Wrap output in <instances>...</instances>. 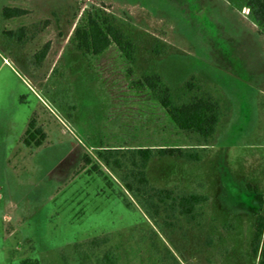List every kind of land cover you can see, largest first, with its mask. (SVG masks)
<instances>
[{
    "label": "rangeland",
    "instance_id": "1",
    "mask_svg": "<svg viewBox=\"0 0 264 264\" xmlns=\"http://www.w3.org/2000/svg\"><path fill=\"white\" fill-rule=\"evenodd\" d=\"M5 8L26 12L6 20ZM119 31L94 56L75 31ZM25 29L19 41L16 33ZM48 49L42 57L44 46ZM158 76V89L140 84ZM218 105L215 134L177 129L159 104ZM31 120L45 135L23 144ZM180 148L199 162L153 158L150 186L207 201L192 217L127 192L103 149ZM264 215V30L244 0H0V264H259Z\"/></svg>",
    "mask_w": 264,
    "mask_h": 264
},
{
    "label": "trees",
    "instance_id": "2",
    "mask_svg": "<svg viewBox=\"0 0 264 264\" xmlns=\"http://www.w3.org/2000/svg\"><path fill=\"white\" fill-rule=\"evenodd\" d=\"M249 10L251 21L262 31L264 30V0H244ZM26 12L18 8H5L3 17L6 20L20 18ZM17 34L19 41L25 37V29L16 33L9 32V36ZM76 47L94 56L102 54L112 43L115 44L126 58H129L127 48L129 43H123L119 31L112 26L103 27L96 21L89 19L87 25L75 31ZM48 44L44 46L42 57L45 56ZM160 79L158 76H147L140 82L151 91L158 89ZM159 104L170 118L175 127L181 131L194 132L203 139H208L215 134L219 122L218 105L211 99L195 98L189 104L180 107L174 106L170 100L169 90L164 87L160 92ZM45 139L41 128L31 120L25 132L23 144L30 147L34 144L40 146ZM119 149H103L96 152L97 158L106 168L121 171V181L127 192L140 198L149 209L157 213L159 205H167L179 215L192 217L197 206L205 203L207 197L199 194H176L173 190L160 189L150 186L146 177V168L153 158L178 157L189 162H199L200 156L196 152L180 148H137L121 152ZM253 239L251 252L258 257V263L264 264V215L257 212L253 222ZM22 264H31L23 261ZM37 264V263H34ZM82 264V263H80ZM98 264H116L112 254L104 253Z\"/></svg>",
    "mask_w": 264,
    "mask_h": 264
}]
</instances>
